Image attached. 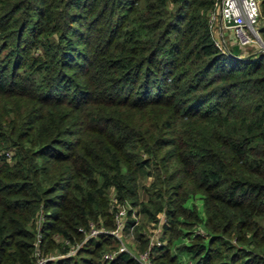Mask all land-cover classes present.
<instances>
[{"label": "trees", "instance_id": "obj_1", "mask_svg": "<svg viewBox=\"0 0 264 264\" xmlns=\"http://www.w3.org/2000/svg\"><path fill=\"white\" fill-rule=\"evenodd\" d=\"M218 1L0 0V264L65 252L122 204L123 235L161 224L164 243L137 235L155 264H264V51L216 45ZM118 245L46 264H136L103 257Z\"/></svg>", "mask_w": 264, "mask_h": 264}, {"label": "built area", "instance_id": "obj_2", "mask_svg": "<svg viewBox=\"0 0 264 264\" xmlns=\"http://www.w3.org/2000/svg\"><path fill=\"white\" fill-rule=\"evenodd\" d=\"M217 8V10H216ZM210 12L209 24L214 35L216 45L222 49H227V44L224 39V31L229 30L232 34L235 43L241 47H246L256 42L264 51V41L259 33V27L264 21V16L261 14L260 0H219L217 7ZM219 16L220 22L217 23ZM262 22L259 24V21ZM127 212L126 205H119L114 214L115 226L108 228L104 225H98L90 221L88 227L79 226V230L84 233V236L75 242H66L69 244L65 252L44 254L40 249L36 248V259L32 264H46L47 260L56 257L74 254L87 239L95 238L102 233H110L119 240L118 248L106 250L103 252L105 259H113L118 251L126 250L136 260V264H155L153 254L150 247L145 249H134L127 246L123 240V226ZM133 216L137 218L135 213ZM38 242V238L36 243ZM162 242L160 236L156 232L150 239L152 244H160Z\"/></svg>", "mask_w": 264, "mask_h": 264}, {"label": "rangeland", "instance_id": "obj_3", "mask_svg": "<svg viewBox=\"0 0 264 264\" xmlns=\"http://www.w3.org/2000/svg\"><path fill=\"white\" fill-rule=\"evenodd\" d=\"M217 10V8H216ZM262 17L259 21V24L262 22ZM217 23L220 22V18L219 16L217 17V20H216ZM259 33H260V30H259ZM231 34V32L229 30L227 31H224V39L225 40V43L226 44H232V42L230 43L229 40H234L233 37H232V34H231V37L229 36ZM261 35V34H260ZM235 43V40L233 41ZM253 48V47H258V44L256 42H254L253 44H250L246 47H244V50H248L249 48ZM151 180V177L150 176H147V175H143L140 177V182L142 183H145V184H148ZM186 205L188 206H191L192 204H195L198 208V210L200 212H202V205H201V199L199 197V195H194V196H191L190 198H188L185 202ZM138 216V222L135 224V227L133 229L131 228H128V229H125L124 230V235H123V240L125 242V244L131 248H134L136 249L137 248V235H138V231L140 230L141 232H143V234L151 239V237L153 236V233L156 232V235L158 234L159 236L162 235V229L160 227L161 224H159L158 222H155V221H152L150 220L147 215L143 212H139L137 214ZM164 216L160 214V222L163 220ZM138 230H137V229ZM161 238V237H160ZM182 240H178L177 242H181ZM165 242V238H162V243ZM179 254L181 255H184L185 253L184 252H178Z\"/></svg>", "mask_w": 264, "mask_h": 264}, {"label": "crops", "instance_id": "obj_4", "mask_svg": "<svg viewBox=\"0 0 264 264\" xmlns=\"http://www.w3.org/2000/svg\"><path fill=\"white\" fill-rule=\"evenodd\" d=\"M229 36L231 37V34H230ZM229 41H230V43H231V42L234 43V42H233L234 40H229Z\"/></svg>", "mask_w": 264, "mask_h": 264}]
</instances>
